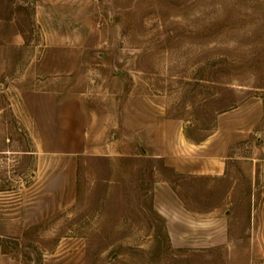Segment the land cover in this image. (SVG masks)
<instances>
[{"label": "rangeland", "instance_id": "1", "mask_svg": "<svg viewBox=\"0 0 264 264\" xmlns=\"http://www.w3.org/2000/svg\"><path fill=\"white\" fill-rule=\"evenodd\" d=\"M0 264H264V0H0Z\"/></svg>", "mask_w": 264, "mask_h": 264}, {"label": "crops", "instance_id": "2", "mask_svg": "<svg viewBox=\"0 0 264 264\" xmlns=\"http://www.w3.org/2000/svg\"><path fill=\"white\" fill-rule=\"evenodd\" d=\"M36 92V94H35ZM32 91L31 96H26L24 99L25 111L30 119V124L35 129H39L41 126H44L47 132L53 134L55 136L57 133L59 135L60 131H65L66 129H70L75 127L76 120L72 118L74 114H83L81 108L69 107L66 104L70 103L68 100H58V96L56 93L50 90L40 91ZM45 119V123L41 122L42 119ZM79 120V119H78ZM82 123V122H81ZM88 129V128H87ZM70 141L67 139V143ZM63 143V147H56L55 143L53 145L46 144H37L36 149H31L28 152H36L41 148L42 151L46 153H55V152H83L87 150V146L83 147H74L67 148L66 144ZM60 144V143H58ZM57 144V145H58ZM41 146V147H40ZM38 148V149H37Z\"/></svg>", "mask_w": 264, "mask_h": 264}]
</instances>
